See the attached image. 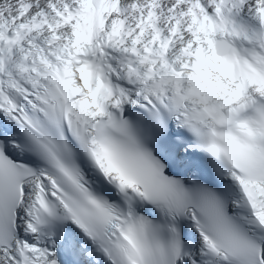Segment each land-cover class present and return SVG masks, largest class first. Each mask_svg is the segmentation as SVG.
<instances>
[{"label": "snow or ice", "instance_id": "6c2138e0", "mask_svg": "<svg viewBox=\"0 0 264 264\" xmlns=\"http://www.w3.org/2000/svg\"><path fill=\"white\" fill-rule=\"evenodd\" d=\"M0 264H264V0H0Z\"/></svg>", "mask_w": 264, "mask_h": 264}]
</instances>
